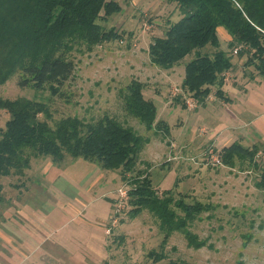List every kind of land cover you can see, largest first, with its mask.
Returning <instances> with one entry per match:
<instances>
[{"label":"rangeland","instance_id":"374dc122","mask_svg":"<svg viewBox=\"0 0 264 264\" xmlns=\"http://www.w3.org/2000/svg\"><path fill=\"white\" fill-rule=\"evenodd\" d=\"M116 1L121 11L99 21L105 28L123 31L124 37L93 49L81 45L73 50L76 69L64 87L66 98L22 86L17 76L0 83V97L47 102L54 119L110 114L147 135L144 124L125 108L127 85L132 79L145 82L143 92L156 105L157 121L167 122L170 128L168 135L149 132L152 139L143 148L137 169L148 170L160 191L175 188L188 195V201L199 199L215 205L192 224L193 231L207 243L190 246L185 235L176 231L165 244L167 258L155 261L148 253L161 249L159 220L148 210L135 217L128 213L129 179L136 172L125 180L119 170L105 169L83 157L68 155L55 163L50 156H34L22 175L1 180L8 199L0 205V232L11 239L12 246L0 245V264H11L8 255L15 245L17 264H166L171 259L180 264H264V189L257 186L261 168L216 165L212 160L231 142L226 139L233 137L245 145L257 143L261 148L257 158L264 165V76L256 77L257 85L250 83L247 100L253 104L252 122L248 126L229 122L232 120L226 115L230 128L224 130L222 118L216 116L219 108L224 110L222 100L212 94L217 102L204 106L182 87L185 65L193 52L170 69L150 60V43L181 16L176 4L168 0ZM221 29V46L232 53L235 62L227 73L229 85L224 87L232 91L234 79L242 81L243 73L250 77L255 68L245 65L247 55H238L229 34ZM9 117L8 111L0 109V127H5ZM209 117H215L214 122ZM247 117L244 114L237 121L244 123ZM48 165L54 166L52 170ZM94 167L99 168L95 175ZM59 172L69 180L68 186L55 180L62 186L60 192L53 187ZM62 192L75 195L76 200L63 197ZM35 247L38 251L32 256ZM29 251L26 259L23 255Z\"/></svg>","mask_w":264,"mask_h":264},{"label":"trees","instance_id":"16d2710c","mask_svg":"<svg viewBox=\"0 0 264 264\" xmlns=\"http://www.w3.org/2000/svg\"><path fill=\"white\" fill-rule=\"evenodd\" d=\"M168 2L176 4L181 16L150 43V60L170 69L193 52L194 57L185 65L182 87L198 102L204 103L211 94L227 102L233 99L224 86L235 62L232 53L221 46L222 27L232 48L239 47L238 55H247L245 65L255 68L250 78L264 76V0ZM120 11L116 0H0V83L17 76L22 86L66 98L64 87L76 69L73 50L81 45L93 49L123 38V31L105 28L99 21ZM144 87L145 82L131 80L125 108L144 124L147 135L110 114L54 119L47 102L0 97V109L10 114L5 127H0V205L8 199L2 177L22 175L31 166L32 157L50 156L55 163L68 155L83 157L105 169L119 170L125 180L134 176L129 179V215L135 217L148 210L159 220L163 233L161 249L149 251V257L155 261L167 258L165 244L176 231L185 235L190 246L206 245L207 240L193 231L192 224L215 205L199 199L188 201V195L175 188L160 191L148 170L137 169L141 152L152 139L149 132L168 135L170 128L167 122L157 121L156 105L145 97ZM260 150L257 143L245 145L235 140L216 156L230 167L239 163L261 168L257 186L264 189V165L257 158ZM130 172L136 174L129 176ZM166 264L180 262L171 259Z\"/></svg>","mask_w":264,"mask_h":264},{"label":"crops","instance_id":"0c3cea01","mask_svg":"<svg viewBox=\"0 0 264 264\" xmlns=\"http://www.w3.org/2000/svg\"><path fill=\"white\" fill-rule=\"evenodd\" d=\"M230 73H231V71H229ZM228 77L229 76H227L226 75V79H227V82H226V84H225V86L224 87H227L228 85H229V83H228ZM243 77L244 78H242V81H237V77L234 79V80H236V81H234V82H232L233 83V85H230V88L232 89V91H230L229 89L227 90V89H225L226 90V92L230 95V93H231V95L233 96H231L233 99L231 100V101H229V102H226V101H224V100H222L221 102H222V107H223V111H221L220 110V108L217 110V115L216 116H219V117H221L222 118V122L219 120V122H221L222 124H224V130L225 129H227V128H230V127H228L227 126V124H226V115H228L229 117H230V120H232V121H229V122H237V123H239V124H243L244 126H248V124L250 123V122H252V120H253V117H254V115H252V109H251V106H253V104H251V101L250 100H247V95H248V93H249V88H250V83H256V85H257V79L256 78H253V79H251L250 77H248V78H246L245 76H244V73H243ZM215 96H213L212 94H211V96L210 97H208V99L204 102V103H202V105H204V106H207L208 105V103L209 102H213V101H216V99L214 98ZM235 97V98H234ZM217 102V101H216ZM219 103H220V101L218 100V106H219ZM228 103H230V105H228ZM212 105H214L213 103H212ZM220 107V106H219ZM241 107H245V109L246 110H244V111H241ZM245 114V116L247 117L246 119H245V121H244V123H241V122H243V121H237V120H241L242 119V116ZM215 116V117H216ZM215 117H209V119L210 120H212V122H214V118ZM238 126V125H237ZM239 127V126H238ZM240 129V128H239ZM239 131V133H240V138L242 139V140H245V134H243L240 130H238ZM232 138L233 137H229V138H227L226 140L228 141V142H230V143H232L233 141H235V139H233L232 140ZM239 140V139H238ZM251 141V140H250ZM230 143H228V144H230ZM227 144V145H228ZM252 144V143H251ZM251 144H247V145H251ZM213 157V156H212ZM50 166L48 165V168H49ZM54 167V166H53ZM53 167H51V168H49L50 170H52V168ZM49 169H46V170H49ZM97 170H99V168L98 169H95V167L93 168V174L95 175L96 174V172H97ZM58 176H56L55 177V179H54V181L57 179V178H59V182H64V186H68L67 184H69V180L67 181V179H66V177L64 176V175H62V172H59V174H57ZM93 176V175H92ZM91 177V174L89 175V177L88 178H90ZM89 180V179H88ZM59 182H57V181H55L54 182V186L53 185H51V186H53L54 187V189L55 190H57V191H59L60 192V190H61V188H59V186H61V184L59 183ZM67 183V184H66ZM62 187V186H61ZM62 194L64 195L63 197H66V198H68V199H70V200H76V198H74V196L75 195H69V194H66L65 192H62ZM73 196V197H72ZM25 223H27V221L25 222ZM18 229H20V227H18ZM5 232V231H4ZM2 235L0 236L1 238H0V245H2L3 243H5V245H11L12 246V242L10 241L11 239H7L6 238V236L5 237H3V233L2 232H0ZM5 234H6V232H5ZM27 235H30V234H27ZM8 240V241H7ZM17 247L18 246H16L15 245V249H13V251L11 250V248H10V254L8 255L9 256V259L10 260H12V261H10L11 262V264H17V258H16V256H15V251H17L18 249H17ZM37 251L38 250H36V247L35 248H33L32 249V252L31 251H29L28 253H25V255H23V256H26V259H29V258H27L31 253H32V256L33 255H35L36 253H37ZM31 252V253H30ZM7 256V257H8ZM41 257V260L43 261V256L41 255L40 256ZM24 259V258H23ZM23 263L24 261H20L19 263ZM18 263V264H19ZM25 263V262H24ZM45 262L43 261V264H44Z\"/></svg>","mask_w":264,"mask_h":264},{"label":"built area","instance_id":"2783aa9c","mask_svg":"<svg viewBox=\"0 0 264 264\" xmlns=\"http://www.w3.org/2000/svg\"><path fill=\"white\" fill-rule=\"evenodd\" d=\"M239 50V48L238 47H236L235 49H234V51L237 53V51ZM178 89L176 88V90H175V92L177 91ZM212 160L214 161V163L215 164H217V163H219V164H221V160L218 158V156H216V155H214L213 157H212ZM125 193H126V191H125Z\"/></svg>","mask_w":264,"mask_h":264}]
</instances>
